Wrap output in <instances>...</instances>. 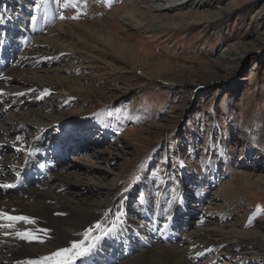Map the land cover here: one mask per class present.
<instances>
[{
	"label": "rangeland",
	"instance_id": "374dc122",
	"mask_svg": "<svg viewBox=\"0 0 264 264\" xmlns=\"http://www.w3.org/2000/svg\"><path fill=\"white\" fill-rule=\"evenodd\" d=\"M123 1L0 0L13 91L0 97V132L19 125L1 138L0 157L21 164L40 152L52 167L41 184L124 219L128 241L106 246L97 264L129 241L179 244L188 264H264V183L254 182L264 180V0L190 2L150 28L124 22ZM77 25L107 34L78 38ZM32 73L44 93L29 87ZM31 106L44 112L39 123L25 118ZM199 229L242 242L195 256L215 242L185 236Z\"/></svg>",
	"mask_w": 264,
	"mask_h": 264
},
{
	"label": "bare ground",
	"instance_id": "6f19581e",
	"mask_svg": "<svg viewBox=\"0 0 264 264\" xmlns=\"http://www.w3.org/2000/svg\"><path fill=\"white\" fill-rule=\"evenodd\" d=\"M143 1L149 3L151 6L148 8H142L139 0H124L121 11L122 20L124 22H132L136 26L140 25L142 21V23L144 22V25L150 28L152 23L155 24L157 19L156 15H159L162 12L165 13L177 8L179 9V7L187 5L190 2L195 3L196 7L210 6L213 4L214 0ZM45 17L46 21L49 20L50 14H47ZM42 18L43 13L40 14V19L42 20ZM161 24L164 26V23ZM77 26L79 32L78 38L100 37L101 34H107L105 33L104 28L95 30V28ZM32 28L25 31L27 37L21 44H25L27 42L30 35L29 33L33 30ZM52 32L58 33L59 30H53ZM51 37H48L45 42L53 44V38L56 37V35L52 38ZM124 52L129 53L130 55L136 53L133 46L126 47ZM5 53L6 44H3V46L0 45V80L3 82V84H0L3 85V89H0L1 98L13 94V91H11L10 88L4 87V84H7L11 80L10 77H5L4 72H2V68L7 64V61H5ZM30 78L33 82H27L30 85L29 87L32 88V90L34 89L44 93L43 87L48 86V84L44 83L45 81L43 80V77L36 73H32ZM53 78L57 79L58 77L54 76ZM52 89L53 87H50L48 90H56V88L55 90ZM57 94H60L63 99L71 97V95L61 87L58 88ZM43 113L44 112L42 110L31 106L24 114L25 118H35L34 120L39 123L43 117ZM18 126L13 127L5 125L3 130L0 132V140L3 136H5L4 133L6 131L8 132L10 128H17ZM64 145L68 147L67 142ZM2 149V144L0 142V150L2 151ZM46 164L44 155L40 152H31V156L28 161L21 164L14 163L6 158L0 157V213L3 214L0 215V264H37L38 261H42L44 257L50 256L53 252L60 251L64 248L72 249L74 244L79 245L81 248H87L89 245H95V247L87 256L78 257L74 260L73 264H97V262H99L97 261L99 256L105 254V251H108L106 246H114V242L121 238H125V241H128V232L126 231L127 226L121 216L112 217L113 213L107 216V214L102 212L101 209L95 213L93 212L94 210L91 212L90 207H92V204L78 201L73 202L63 198L62 196L58 197L55 193L58 191L57 189H59L57 183L45 185L44 181V184H41L42 180L45 179L44 177L47 176V172L52 169L50 165ZM59 166L62 167V163H60ZM254 182L262 184L264 183V180L256 179ZM19 183L25 185L27 188L30 187V189L28 188V191L22 193L23 196L21 198H13L11 190ZM38 183H40V185L37 186V190L34 188L31 189L33 187L32 185H36ZM116 201L117 200L114 202ZM7 217H27L28 219L9 220ZM103 220H105L104 224L102 223ZM109 229H111L110 232H108ZM106 232H108V234L105 236L104 233ZM17 233L30 234L32 239L31 241L21 240L18 238ZM148 233L149 235L156 233V224H151ZM167 233V230L163 231L162 235H167ZM209 233L211 235H208L205 230L199 229L196 232H187L185 235L187 237L198 236L199 238H202V242H205L206 240L215 241L213 243H205L203 246L201 245L202 248H205L203 250H199L200 247L192 250V253H194L195 256H200L208 249L213 248L215 249V256H218L226 249L232 251L231 249H233L234 246L242 242V240L234 242L226 237L223 238L224 236H222V233H219L217 230H213ZM98 237L102 238L97 239ZM252 237L260 240L259 244H263L260 237ZM242 239L247 240L246 238ZM129 242V245L127 243L123 244V247L128 248L125 251L117 249V252V250L112 251L111 249V253L104 256L106 258L105 261H107L104 263L188 264L186 256L188 249L184 252L185 248L178 247L179 244H176L175 246L154 245L148 241H143L142 246L139 247L138 245H133L131 241ZM252 242H254L253 244H257L254 240L251 241V244ZM8 244H12L13 247L6 249L5 245ZM112 252H117V256L114 257L110 255Z\"/></svg>",
	"mask_w": 264,
	"mask_h": 264
},
{
	"label": "snow or ice",
	"instance_id": "6c2138e0",
	"mask_svg": "<svg viewBox=\"0 0 264 264\" xmlns=\"http://www.w3.org/2000/svg\"><path fill=\"white\" fill-rule=\"evenodd\" d=\"M64 17L61 16V19ZM76 18V17H74ZM33 19H35L33 17ZM0 215H3L0 213ZM9 220H27V217H7ZM251 221H249V224ZM167 228V225H165ZM111 229L108 230L110 232ZM108 232L104 233L106 236ZM17 236L21 240H28L31 241L32 237L30 234L27 233H17ZM102 237H98L97 239H101ZM43 242V241H40ZM95 247V245H89L87 248H81L79 245H73L72 249H61L60 251L53 252L50 256L44 257L42 261H38L37 264H73V261L76 260L78 257H85L87 256L91 250Z\"/></svg>",
	"mask_w": 264,
	"mask_h": 264
},
{
	"label": "trees",
	"instance_id": "16d2710c",
	"mask_svg": "<svg viewBox=\"0 0 264 264\" xmlns=\"http://www.w3.org/2000/svg\"><path fill=\"white\" fill-rule=\"evenodd\" d=\"M113 113H114V115H118V114H120V113H118L117 111H113ZM121 116H123V115L121 114Z\"/></svg>",
	"mask_w": 264,
	"mask_h": 264
}]
</instances>
